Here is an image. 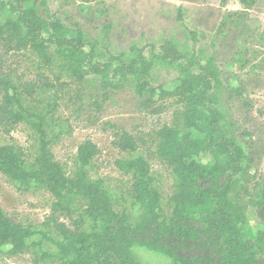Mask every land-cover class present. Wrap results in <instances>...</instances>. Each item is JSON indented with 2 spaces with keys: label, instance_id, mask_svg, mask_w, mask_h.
<instances>
[{
  "label": "rangeland",
  "instance_id": "374dc122",
  "mask_svg": "<svg viewBox=\"0 0 264 264\" xmlns=\"http://www.w3.org/2000/svg\"><path fill=\"white\" fill-rule=\"evenodd\" d=\"M42 1L41 15L60 21L66 35L83 30L95 47L97 61L106 62L111 56L131 60L136 55L135 47L143 49L152 63L150 82L157 88L173 91L182 76L176 63L158 58L167 40L174 41L183 53L195 49L202 58L213 60L222 80L217 91L219 107L225 114L227 129L234 133L246 154V177H240L237 190L248 185L254 197V183L264 182V0ZM208 8L217 13V25L211 32L201 24ZM14 16L0 3V24ZM192 30L197 32V42L190 34ZM0 58V74L11 77L26 108L46 116L53 153L68 174L79 169L81 143H95L99 153L88 167L91 177L102 179L115 208L125 210L130 222L136 223L142 207L130 193L133 178L116 162L143 157L149 165L151 185L161 196L162 216L170 215L176 177L172 167L157 154V133L166 125L188 131L176 114L184 107L177 98L156 97L155 106L164 105L163 111L156 114L151 111L153 107L143 108L142 102L149 94L140 95L132 78L89 75L80 81L68 71L64 61L56 58L48 65L31 51L1 49ZM123 131L144 138L145 143H140L135 151L120 150L115 141ZM0 144L23 150L29 168L35 162L39 145L30 124L19 123L10 132L0 128ZM244 197L249 224L256 231L261 226L260 219L248 202L251 197ZM54 202L51 193L37 183L20 184L0 172V206L35 232L23 253L12 254L10 246L0 250V264H62L55 245L42 235L57 238L54 229L45 225ZM84 207V202L78 201L73 215L59 214L60 221L73 228L72 221L79 219ZM83 223L82 229H94L90 218ZM132 250L142 264H173L170 258L145 247L135 245Z\"/></svg>",
  "mask_w": 264,
  "mask_h": 264
},
{
  "label": "trees",
  "instance_id": "16d2710c",
  "mask_svg": "<svg viewBox=\"0 0 264 264\" xmlns=\"http://www.w3.org/2000/svg\"><path fill=\"white\" fill-rule=\"evenodd\" d=\"M0 3L15 15L0 24V50L31 51L48 65L58 58L80 81L89 75L132 78L140 95L149 94L142 102L143 108L153 107L151 111L156 114L164 106H155L156 97H174L184 105L176 114L188 131L166 125L157 133V154L172 167L176 177L169 216H162L161 196L151 185L146 159L116 162L120 170L132 175L130 193L142 207L140 219L131 223L125 210L115 208L102 179H94L89 173L98 146L90 140L82 142L77 155L79 169L68 174L53 153L46 116L27 109L11 77L0 74V128L10 132L15 125L26 122L34 129L39 145L29 168L23 150L0 144V172L20 184L33 181L54 197L53 211L45 225L54 229L57 238L42 235L55 245L62 264H142L133 253L135 245L162 254L173 264H264V182L254 183V197L248 185L237 190L240 177H246V154L227 129L225 114L219 107L217 91L222 80L213 60L202 58L195 49L183 53L174 41L167 40L158 58L176 63L182 74L179 85L168 91L151 84L152 63L143 49L135 47L136 55L131 60L111 56L106 62L97 61L95 47L82 29L68 36L60 21L41 15L42 0ZM206 14L201 24L207 31H214L216 10L208 8ZM190 34L195 42L199 40L197 32L192 30ZM140 143H145L144 138L128 131L115 141L122 151H135ZM202 156L207 159L199 160ZM244 195L251 197L248 202L260 219L256 231L249 224ZM80 200L84 211L72 221L71 228L58 215L72 216ZM85 218L94 223L91 232L82 229ZM34 234L31 227L13 219L0 206V250L10 246L12 254L23 253Z\"/></svg>",
  "mask_w": 264,
  "mask_h": 264
}]
</instances>
